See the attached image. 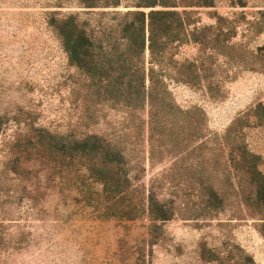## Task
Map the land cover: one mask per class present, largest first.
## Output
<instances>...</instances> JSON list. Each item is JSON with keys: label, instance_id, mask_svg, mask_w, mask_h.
<instances>
[{"label": "rangeland", "instance_id": "obj_1", "mask_svg": "<svg viewBox=\"0 0 264 264\" xmlns=\"http://www.w3.org/2000/svg\"><path fill=\"white\" fill-rule=\"evenodd\" d=\"M97 1L99 6L86 7L78 0H0V115L11 118L18 111L25 112L21 115L24 124L32 122L37 129L78 135L91 129L83 110L85 98L88 112L98 123V133L109 134L111 129H118L122 121L120 107H111L103 101L98 105L89 102V81L70 65L50 26L51 19L58 15L75 14L89 22L106 21L111 12L149 11V8H136L138 0ZM111 1H117L118 5L108 7ZM169 10L190 12L189 18L198 27L214 25L217 18L236 25L232 43L237 45L234 50L235 55L241 56L240 65L247 69L228 66L224 60L217 59L223 81L216 98H210L204 90L166 81L179 108H197L203 112L209 137L207 148L216 149L214 143H223L219 137L235 119L245 116L258 104L264 106V70L251 68L264 63V0H213V7ZM256 23L261 30H256ZM196 50L192 44L181 45L177 49L178 59L194 57ZM247 125L235 129L231 140L259 157V170L264 175V126H254L251 122ZM26 129L22 123L14 122L1 128L0 167L9 151L3 149V142L20 131L24 134ZM228 143L231 141L222 144L221 149H228ZM125 151L145 158L142 177L145 186L156 174H167L171 162L150 165L147 151L140 145ZM189 159L174 165L168 179L161 180L163 189L175 195L176 198L169 199L179 209L191 207L185 194ZM46 160L31 156L24 165L29 170L24 179L32 189L30 196L34 201L29 202L25 194L19 205H14V196L18 197L20 190L12 182L8 184L10 197L1 198L12 204L6 205L0 214V264H217L206 260L212 255L226 258L225 264H249L250 259L254 264H264L260 221L253 216L243 220L231 218L235 211L231 191H223L233 204L222 212L197 218H187V212H180L169 221L156 223L158 228L150 234L146 218L129 222L102 216L99 211L103 205L102 186L86 180L72 183L71 165L76 167L75 158L71 165L64 163L65 172L60 177L50 175L52 164ZM218 179L224 182L219 176ZM235 255L239 260H235ZM229 256L232 258L227 260Z\"/></svg>", "mask_w": 264, "mask_h": 264}, {"label": "trees", "instance_id": "obj_2", "mask_svg": "<svg viewBox=\"0 0 264 264\" xmlns=\"http://www.w3.org/2000/svg\"><path fill=\"white\" fill-rule=\"evenodd\" d=\"M78 1L86 7L100 4L97 0ZM138 2L136 8H149V11L111 12L106 21L92 19L85 22L75 14L51 19V29L68 62L90 83L87 92L92 100L89 102L98 105L103 101L111 107L119 106L122 121L117 130L111 129L109 134L98 133V123L88 112L85 98L83 110L91 129L78 135L37 129L32 122L25 125L21 120L25 112L18 111V115L11 118L0 115V130L9 122L22 123L27 128L24 134L20 131L3 142V149L9 151L0 167V214L6 205L12 204L1 199L10 197V182L20 190L19 196H14V205H19L25 194L29 202L34 201L30 196L32 189L24 179L29 173L24 165L31 156L42 160L47 158L46 161L52 164L50 175L59 177L65 172L62 169L64 163L71 165L75 158L76 167L71 165L72 183L89 181L102 186L103 205L99 211L106 219L133 222L146 218L150 234H154L158 228L156 223L169 221L180 212H187V218L222 212L233 204L223 195V191L228 190L235 198L231 218L256 217L260 221L259 233L264 237V175L259 170V157L230 137L235 129L248 126V122L264 126V106L258 104L245 116L235 119L227 132L219 137L223 143L212 141L216 149H209L203 112L197 108H179L166 82L174 81L204 90L207 96L216 98L223 81L217 59L224 60L228 66L233 64L241 66L242 70L247 69L240 65L241 56L235 55L237 45L232 43L236 34L235 23L217 18L214 25L198 27L189 18L190 12L169 10L175 7H213V0ZM117 5V1L108 3L111 8ZM157 6L161 9L155 10ZM255 27L261 30L258 23ZM186 44L197 47L195 56L178 59V47ZM256 66L251 68L264 70V63ZM230 141L228 149H221L222 144ZM137 145L146 149L150 165L171 162L165 171L167 174H156L147 186L142 183L145 158L125 151ZM175 149L180 151L175 154ZM189 157V182L185 194L190 198L191 207L179 209L174 200L169 199L176 198L175 195L163 189L161 180L168 179L174 165ZM218 176L224 182H219ZM234 258L239 260L237 255ZM206 260L225 264L226 258L212 255ZM249 264H254L251 259Z\"/></svg>", "mask_w": 264, "mask_h": 264}]
</instances>
